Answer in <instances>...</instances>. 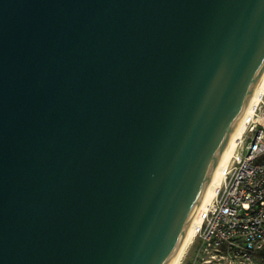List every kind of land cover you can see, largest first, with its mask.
I'll return each instance as SVG.
<instances>
[{
    "label": "water",
    "instance_id": "95a60500",
    "mask_svg": "<svg viewBox=\"0 0 264 264\" xmlns=\"http://www.w3.org/2000/svg\"><path fill=\"white\" fill-rule=\"evenodd\" d=\"M264 71V0H0V264H172Z\"/></svg>",
    "mask_w": 264,
    "mask_h": 264
},
{
    "label": "built area",
    "instance_id": "2783aa9c",
    "mask_svg": "<svg viewBox=\"0 0 264 264\" xmlns=\"http://www.w3.org/2000/svg\"><path fill=\"white\" fill-rule=\"evenodd\" d=\"M200 219L194 243L207 262L257 264L255 256L264 250V94Z\"/></svg>",
    "mask_w": 264,
    "mask_h": 264
},
{
    "label": "bare ground",
    "instance_id": "6f19581e",
    "mask_svg": "<svg viewBox=\"0 0 264 264\" xmlns=\"http://www.w3.org/2000/svg\"><path fill=\"white\" fill-rule=\"evenodd\" d=\"M264 94V71L259 79L257 87L253 91L248 103L246 104L244 110L242 111L240 117L238 118L236 124L233 127L232 133L225 145L224 152L222 158L219 162L217 170L204 194L202 197L199 206L190 222L188 229L186 230L180 246L178 248L177 254L172 262V264H182L189 247L193 243L196 237V232L198 226L201 224L200 219V211L204 210L212 201L216 194V190L221 183L222 180V168L228 163L230 160L238 141L244 135L247 125L252 119L254 115L255 107L257 106L259 100Z\"/></svg>",
    "mask_w": 264,
    "mask_h": 264
},
{
    "label": "rangeland",
    "instance_id": "374dc122",
    "mask_svg": "<svg viewBox=\"0 0 264 264\" xmlns=\"http://www.w3.org/2000/svg\"><path fill=\"white\" fill-rule=\"evenodd\" d=\"M196 238V237H195ZM207 256L201 249L199 243H193L189 247V250L182 262V264H234L229 258L226 259H215L213 261L207 262L209 260ZM255 262L259 264L257 255L255 256Z\"/></svg>",
    "mask_w": 264,
    "mask_h": 264
},
{
    "label": "crops",
    "instance_id": "0c3cea01",
    "mask_svg": "<svg viewBox=\"0 0 264 264\" xmlns=\"http://www.w3.org/2000/svg\"><path fill=\"white\" fill-rule=\"evenodd\" d=\"M261 252H263L262 253V259H261V264H264V250L263 251H260L259 253H261ZM259 253H257V255L259 254ZM259 262V261H258ZM260 264V263H259Z\"/></svg>",
    "mask_w": 264,
    "mask_h": 264
},
{
    "label": "trees",
    "instance_id": "16d2710c",
    "mask_svg": "<svg viewBox=\"0 0 264 264\" xmlns=\"http://www.w3.org/2000/svg\"><path fill=\"white\" fill-rule=\"evenodd\" d=\"M262 253H263V252H261V253H259V254L257 255V259H258V261H259L260 264H261V259H262Z\"/></svg>",
    "mask_w": 264,
    "mask_h": 264
}]
</instances>
